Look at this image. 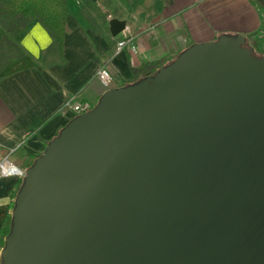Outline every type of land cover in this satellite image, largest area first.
Wrapping results in <instances>:
<instances>
[{
    "label": "water",
    "instance_id": "water-1",
    "mask_svg": "<svg viewBox=\"0 0 264 264\" xmlns=\"http://www.w3.org/2000/svg\"><path fill=\"white\" fill-rule=\"evenodd\" d=\"M247 44L194 43L71 119L23 172L1 264H264V58Z\"/></svg>",
    "mask_w": 264,
    "mask_h": 264
},
{
    "label": "crops",
    "instance_id": "crops-1",
    "mask_svg": "<svg viewBox=\"0 0 264 264\" xmlns=\"http://www.w3.org/2000/svg\"><path fill=\"white\" fill-rule=\"evenodd\" d=\"M116 15L99 4L105 25L86 22L81 2L68 3L62 50L38 21H30L15 35L19 56L0 73V160L20 146L9 159L25 170L53 138L75 117L65 109L67 100L98 102L106 88L99 69L110 71L119 87L133 80L132 68L146 61L174 58L194 43L216 40L224 34H243L254 50H264V0H120ZM103 8V9H102ZM106 14L125 20L127 31L113 37ZM129 36L131 45L117 51ZM18 176L0 179V232L11 212ZM0 246V264H1Z\"/></svg>",
    "mask_w": 264,
    "mask_h": 264
},
{
    "label": "trees",
    "instance_id": "trees-1",
    "mask_svg": "<svg viewBox=\"0 0 264 264\" xmlns=\"http://www.w3.org/2000/svg\"><path fill=\"white\" fill-rule=\"evenodd\" d=\"M68 14V0H0V21L8 22V27L17 33L20 29L25 28L30 21L38 20L52 34L54 45L58 50H62ZM262 32L264 33V26ZM250 48L253 50V54L256 55L254 48ZM260 57L264 58V50ZM174 59L175 57H164L154 61H146L138 67H133V80L119 87L135 84L147 77L153 76L159 69L167 66ZM38 156H40V154L34 156V159ZM33 161L28 167L33 164ZM22 182L23 180L20 178L13 192L11 211L15 206V198L20 190ZM11 228L12 215L10 212L3 222L0 232V246L2 248L5 246V238L10 234Z\"/></svg>",
    "mask_w": 264,
    "mask_h": 264
},
{
    "label": "rangeland",
    "instance_id": "rangeland-1",
    "mask_svg": "<svg viewBox=\"0 0 264 264\" xmlns=\"http://www.w3.org/2000/svg\"><path fill=\"white\" fill-rule=\"evenodd\" d=\"M119 1L120 0H68V3L76 8V10L80 5V2L82 6L87 9V11L89 9L95 10L96 15L94 16V18L91 13L87 12H84L83 17L86 22H95L102 26L106 24H104V22H106V18L104 16V13L99 10V4L103 5L105 7V10L119 15L121 14V3ZM15 35L16 32L8 27V22L0 21V73L20 54L18 45L14 40ZM255 51L257 56H262V51ZM96 103H94L92 107L95 106ZM17 155H19V151L14 154L11 159L13 160Z\"/></svg>",
    "mask_w": 264,
    "mask_h": 264
},
{
    "label": "built area",
    "instance_id": "built-area-1",
    "mask_svg": "<svg viewBox=\"0 0 264 264\" xmlns=\"http://www.w3.org/2000/svg\"><path fill=\"white\" fill-rule=\"evenodd\" d=\"M125 31H127V27ZM127 45H131L133 50L136 49V46L133 45L132 38L126 36L118 42L117 51L122 50ZM96 76L104 88L109 89L113 87L114 80L108 68L103 67L99 69ZM64 107L66 110H71L75 116L82 114L92 108L89 103L76 102L74 98L67 100ZM19 148L20 146L12 148L9 151V155L0 160V179L10 176H18L20 178L23 177L24 170L20 169L9 159V156L14 154Z\"/></svg>",
    "mask_w": 264,
    "mask_h": 264
}]
</instances>
